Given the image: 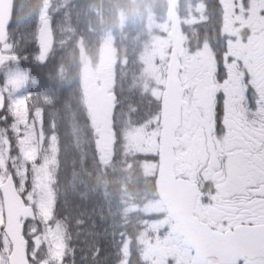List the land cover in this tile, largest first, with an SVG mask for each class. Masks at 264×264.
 <instances>
[{
    "label": "snow or ice",
    "instance_id": "obj_1",
    "mask_svg": "<svg viewBox=\"0 0 264 264\" xmlns=\"http://www.w3.org/2000/svg\"><path fill=\"white\" fill-rule=\"evenodd\" d=\"M242 3L249 7L247 0ZM256 5L264 16V0ZM19 31L13 30L11 18L0 21V264H77L76 248L69 246L58 223L55 192L39 168L42 153L59 146L63 119L62 97L50 78L54 37L46 18L18 38ZM213 59V86L187 99L180 92L176 98L180 114L173 132L208 128L214 138V168L232 189L243 222L254 225L245 236L262 250L254 264H264V76L253 81L234 56ZM206 73L202 64L189 65L181 88L189 83L196 87L209 78ZM87 123L99 151L100 126L91 118ZM154 128L149 124L138 135L158 139ZM110 129L115 147L121 126L113 119ZM103 223L102 216L97 220L82 210L75 219L77 235L105 239L113 250L111 264H130L123 238L109 233ZM100 250L97 244L94 256Z\"/></svg>",
    "mask_w": 264,
    "mask_h": 264
},
{
    "label": "flooded vegetation",
    "instance_id": "obj_2",
    "mask_svg": "<svg viewBox=\"0 0 264 264\" xmlns=\"http://www.w3.org/2000/svg\"><path fill=\"white\" fill-rule=\"evenodd\" d=\"M78 1L71 0L67 5L68 17H84L82 14H77ZM207 2L208 6L216 7V12L197 19L195 44L188 48L184 40L183 49L177 57V89L179 94L183 92L185 99L207 91L213 86L210 73L215 68L213 59L215 55H231L240 59L241 72L247 71L253 81L259 76H264V16L259 15L256 0H247L248 8L244 7L242 0H207ZM160 58L162 61L158 68L157 81L152 82L144 77L138 84H132L126 91L125 104L120 101L119 91L110 83L101 81L98 85L90 86L86 92L82 87H78L82 85L78 81L75 85L77 99L68 100L69 113L66 115V127L74 131L75 125L81 127L82 122L92 116L94 123L100 126L101 145L104 143L107 151L114 155L119 143L113 147L110 125L114 119L120 126L117 119L123 117L125 129L127 128L128 153L147 149L153 152L157 147L158 139L155 136L144 138L138 133L149 124H154L153 131L159 135L161 127L157 120L160 114V98L166 89V51L160 55ZM197 63L208 69L206 76L209 78L196 87H192L189 83L181 88L187 67ZM50 78L54 84L52 68ZM94 88H106L107 92L114 93V113L111 119H106L99 112L98 107H95L96 112L93 113L89 92ZM213 140L214 138L209 136L208 128L200 125L193 126L187 131L178 129L173 133L175 146L172 179L183 191L177 201L178 208L188 211V220L228 238L225 254L221 257H206L203 264H254L262 251L242 252L238 247L236 235L237 231L251 230L254 225L243 222L245 217L241 211H238L236 198L231 194L232 189L222 175V171L214 168ZM91 192L84 190L81 196L87 195L88 199L91 197ZM94 192L101 196L100 191L94 190ZM108 193L113 195L111 191ZM152 197L155 206L159 208L154 215L157 217L149 218L139 225L141 232L137 235H135L134 222L129 220L126 225L120 223L116 215L117 206H113V197L111 206L103 204L104 209L100 211V217L102 216L104 221L102 227H106L109 233H115L123 238L125 246L130 249V264H192L193 251L184 244L183 236L173 230V222L167 215L161 199L158 198L154 186ZM130 213L132 214L133 211ZM130 217L132 218V215ZM183 219L184 215L180 214L181 222ZM60 223L69 246L76 248L77 264H111L113 250L105 239H97L95 236L87 235L86 232L77 235L75 222L71 223L67 217ZM122 232L126 235L121 236ZM97 244L101 250L98 256H94L93 250ZM81 257L85 259L81 260Z\"/></svg>",
    "mask_w": 264,
    "mask_h": 264
},
{
    "label": "rangeland",
    "instance_id": "obj_3",
    "mask_svg": "<svg viewBox=\"0 0 264 264\" xmlns=\"http://www.w3.org/2000/svg\"><path fill=\"white\" fill-rule=\"evenodd\" d=\"M17 1L19 5L15 8L13 30L19 28L18 38L27 28L38 25L41 18L50 22V28L55 33V62L52 69L54 85L63 101L59 145L62 141L69 143L68 154L74 159L67 163L63 171L65 175H62L60 146L57 148L53 145L42 153L39 168L46 172L56 198L60 193V175L65 177V190L73 193L65 192V195L86 200L87 195L82 197L81 193L84 190L92 191L87 201L89 211L93 213L101 214L97 201L110 207L113 197L120 223L126 225L129 220L134 222L137 235L141 232L139 225L149 218H156L155 212L159 211L152 195L146 197L147 181L152 179L155 172V149L153 152L150 149L135 151L134 154L142 156L128 159L127 128L124 130L122 127L123 124L126 127L123 117L117 119L123 136L114 155L107 151L104 143L99 151L95 150L87 120L82 122L81 127L75 125L74 131L66 127L65 120L69 113L68 100L77 99L75 85L78 81L82 83L78 87L86 92L90 86L98 85L101 81L110 83L119 91L123 101L127 97L126 90L132 84H138L142 78L157 81L162 61L160 55L166 51L168 57L170 48L164 0H79L77 14L84 17L67 16V5L71 0H31L30 21L25 25L20 23L27 21V17L23 19L26 12L21 4L28 0ZM206 11V4L201 9L196 0H185L179 8L181 29L188 48L196 42L197 19L204 16ZM57 74L61 79H56ZM94 190L100 191L101 196L95 194ZM108 191L113 195H109ZM77 202L80 204V201ZM58 223L63 230L60 221ZM123 235L126 233L122 232Z\"/></svg>",
    "mask_w": 264,
    "mask_h": 264
},
{
    "label": "water",
    "instance_id": "obj_4",
    "mask_svg": "<svg viewBox=\"0 0 264 264\" xmlns=\"http://www.w3.org/2000/svg\"><path fill=\"white\" fill-rule=\"evenodd\" d=\"M168 8L166 18L170 23L169 38L171 40V51L167 64L166 91L161 100L160 125L161 131L158 139V167L155 176V189L159 198L166 207L169 217L173 221V230L183 236V242L194 253L192 264H203L206 257L223 256L228 247L225 235L210 232L203 226L188 220V211L178 208V200L183 192L174 184L172 179L173 164V129L179 116L176 106V72L177 55L182 49V38L179 31V21L175 13L176 0H166ZM13 0H0V21L8 22L12 18ZM50 35L52 33L50 31ZM105 89H93L90 92V101L97 103L105 111L106 117L110 118L113 112V94L109 97L104 94ZM180 214L184 215L183 222ZM250 230L237 231L238 247L244 253L262 251L253 241L246 238L245 233Z\"/></svg>",
    "mask_w": 264,
    "mask_h": 264
},
{
    "label": "trees",
    "instance_id": "obj_5",
    "mask_svg": "<svg viewBox=\"0 0 264 264\" xmlns=\"http://www.w3.org/2000/svg\"><path fill=\"white\" fill-rule=\"evenodd\" d=\"M69 156V158H68ZM61 164H62V175H65V173L63 172L64 169L67 167V163L68 162H72L74 161L73 157H71L68 154V143H66L65 141H62L61 143ZM62 175H60L59 177V181H58V186L60 188L59 190V195L57 197V216L59 217V219L61 220H65L66 218V213L69 214L70 219H71V223L75 222V219L78 215V213L82 210H84L80 204L77 202L79 199L77 197H74V195H65L64 193L66 192V188L65 186H63V184L65 183V177H61ZM145 181H143L144 183ZM147 190H150L149 187H152V182L151 181H147ZM146 184V182L144 183V185ZM67 193V192H66ZM101 208V207H100ZM103 208V205H102ZM89 214H91L92 216H95V213H93V211H88L86 210ZM98 215L95 217L97 218Z\"/></svg>",
    "mask_w": 264,
    "mask_h": 264
}]
</instances>
